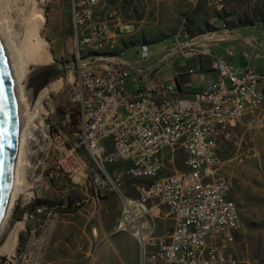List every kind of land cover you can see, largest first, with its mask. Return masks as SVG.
Listing matches in <instances>:
<instances>
[{
	"label": "built area",
	"instance_id": "built-area-1",
	"mask_svg": "<svg viewBox=\"0 0 264 264\" xmlns=\"http://www.w3.org/2000/svg\"><path fill=\"white\" fill-rule=\"evenodd\" d=\"M100 2L68 0L75 129L59 141L54 131H46L48 152L57 160L45 179L70 182L81 172L83 154L100 172L91 179L98 188L103 166L124 163V175L138 183L132 186V199L119 198L112 231L134 240L137 264H236L231 248L237 209L218 171L217 144L228 139L237 122L264 117V78L234 67L228 49L211 53L226 40L221 22L215 30L191 36L181 23L155 49L139 44L130 60L110 63L108 21L94 17ZM211 2L216 12L222 9L221 0ZM199 57L206 59L210 76L200 90L179 92L171 79L159 78L163 66H183ZM172 147L182 151L184 169L164 174L161 156ZM74 205L62 197L55 205L33 206L23 217L34 222L45 216L49 227L55 214ZM161 218L170 225L157 234ZM0 264H8V258L0 255Z\"/></svg>",
	"mask_w": 264,
	"mask_h": 264
},
{
	"label": "rangeland",
	"instance_id": "rangeland-1",
	"mask_svg": "<svg viewBox=\"0 0 264 264\" xmlns=\"http://www.w3.org/2000/svg\"><path fill=\"white\" fill-rule=\"evenodd\" d=\"M12 1L11 16L15 19L21 9L24 15L25 0ZM33 1L42 18L38 35L50 60L27 65L20 82L24 92L31 91L22 132L23 155L14 175L22 184L7 223L0 228V248L19 229L11 253L0 255L8 258V264H89L92 254L100 250V262L94 264H137L134 240L127 233L112 231L119 216V198L132 199V186L138 183L124 175L126 164L103 166L98 188L91 179L100 172L83 154H79L81 172L70 182L45 179L57 160L48 152L46 131H54L59 141L75 129L76 106L70 90L74 46L68 0ZM221 1L222 9L216 12L211 0H101L94 17L108 21L106 35L113 40V49L107 61L130 60L139 44L155 49L181 23L192 35L215 30L219 22L232 27L264 16V0ZM183 159L182 151L172 147L161 156L163 173L182 172ZM216 160L237 209L231 255L236 264H264V117L237 122L228 139L217 144ZM62 197L75 205L55 214L49 227L45 216L34 222L24 219L23 213L33 206L55 205ZM157 223V234L165 233L170 225L166 218ZM43 234L46 237L40 240Z\"/></svg>",
	"mask_w": 264,
	"mask_h": 264
},
{
	"label": "bare ground",
	"instance_id": "bare-ground-1",
	"mask_svg": "<svg viewBox=\"0 0 264 264\" xmlns=\"http://www.w3.org/2000/svg\"><path fill=\"white\" fill-rule=\"evenodd\" d=\"M25 9L26 13L24 15L23 9H21L20 14L14 19L11 16L10 0H0V51L4 57L6 69L14 89L16 116V142L8 189L0 213V228L7 223L13 202L22 184L20 183L21 179L14 178V175H16V167L18 168L17 165L20 163L21 155H23V144L25 142L22 132H24L25 116L30 109L28 105L31 100V91L24 92L20 82L25 76L27 65L50 60L46 53L47 49L45 51V43L38 35L42 24L40 10L33 0H25ZM16 24L19 25V29L16 28ZM18 229L17 227L1 246L0 252L11 253Z\"/></svg>",
	"mask_w": 264,
	"mask_h": 264
},
{
	"label": "crops",
	"instance_id": "crops-1",
	"mask_svg": "<svg viewBox=\"0 0 264 264\" xmlns=\"http://www.w3.org/2000/svg\"><path fill=\"white\" fill-rule=\"evenodd\" d=\"M262 13L264 14V8ZM225 30L226 40L213 47L211 53L220 55L223 49H228L230 56L227 59L234 67L249 69L264 78V16L258 15L250 22L232 27L225 25ZM186 31L190 35L187 29ZM134 50L131 52L133 53ZM187 70L193 72L187 74ZM159 78L164 82L171 79L179 92L200 90L210 81V76L207 73V61L202 57L190 59L183 66H178L176 63L169 66L165 65L159 69ZM31 230L30 232H32ZM111 244L116 248L115 240H112ZM100 256V250L95 251L89 264H94L96 261L100 262Z\"/></svg>",
	"mask_w": 264,
	"mask_h": 264
},
{
	"label": "water",
	"instance_id": "water-1",
	"mask_svg": "<svg viewBox=\"0 0 264 264\" xmlns=\"http://www.w3.org/2000/svg\"><path fill=\"white\" fill-rule=\"evenodd\" d=\"M15 142L14 89L0 51V213L8 189Z\"/></svg>",
	"mask_w": 264,
	"mask_h": 264
}]
</instances>
